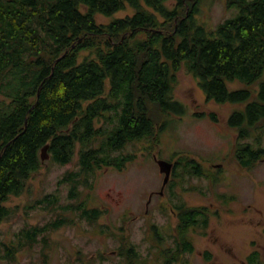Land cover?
I'll return each mask as SVG.
<instances>
[{
	"label": "trees",
	"instance_id": "obj_1",
	"mask_svg": "<svg viewBox=\"0 0 264 264\" xmlns=\"http://www.w3.org/2000/svg\"><path fill=\"white\" fill-rule=\"evenodd\" d=\"M197 1L0 0V223L15 212L5 202L22 193L42 167L45 144L54 163L77 157L76 169L60 180L69 182L77 199L98 169H121L135 159L122 151L126 144H158L169 117L185 111L173 95L181 68L197 80L208 100L244 104L227 119L237 135L233 154L243 168L257 162L253 149L247 152L239 139L254 136L263 145L264 0H232L241 13L210 29L193 26ZM129 8L132 13L106 22L97 19ZM234 82L243 87L231 88ZM174 155L186 173L203 174L200 163ZM52 199L53 194H46L42 207L54 204ZM174 207L181 217L176 246L156 252L163 264L179 262L193 250L190 233L204 234L210 215L205 205ZM62 208L80 210V218L91 224L104 212L83 199ZM64 218L24 227L17 238L0 240V256L14 259L19 246H32L41 233L46 243L44 236ZM119 231L125 263L147 264L123 228ZM246 263L261 264L257 250Z\"/></svg>",
	"mask_w": 264,
	"mask_h": 264
},
{
	"label": "rangeland",
	"instance_id": "obj_2",
	"mask_svg": "<svg viewBox=\"0 0 264 264\" xmlns=\"http://www.w3.org/2000/svg\"><path fill=\"white\" fill-rule=\"evenodd\" d=\"M196 7L193 26L204 25L206 29L241 13L232 0H198ZM131 11L129 8L109 17L99 14L97 19L106 22ZM176 78L173 95L185 111L169 117L158 144L152 148L146 141L126 144L122 151L132 152L135 159L121 169H98L89 179L91 185L80 187L76 201L69 198V182L60 180L68 170L76 169L77 157L64 165L52 162L50 157L45 159L28 179L25 190L5 202L15 212L0 223V240H11L24 227L51 221L56 214H64L60 206L77 204L80 199L90 207L104 210L97 222L91 224L68 214L72 219L49 231L44 236L46 243H42L41 233L32 246H19L14 259L0 256V264H126L120 253V228L135 250L147 258V264H163L161 257L155 259L160 244L153 240L151 225H157L163 233L166 241L160 242L164 247L172 241L175 215L164 204L166 194H158L164 174L160 173L156 159L174 162L175 153L200 163L203 174H189L183 167H176L174 203L183 200L187 206H208L210 218L204 234L190 233L194 250L185 252L173 264H247L246 257L253 250L258 251L264 264V160L247 168L239 166L233 155L236 131L227 124L231 112L241 110L244 104L208 100L197 80L184 68L176 73ZM230 87L242 88L243 84L234 82ZM262 142L264 145V136ZM118 153L119 150L114 152ZM46 194H53L56 199L54 204L42 207L37 201ZM150 194L153 195L148 202Z\"/></svg>",
	"mask_w": 264,
	"mask_h": 264
},
{
	"label": "flooded vegetation",
	"instance_id": "obj_3",
	"mask_svg": "<svg viewBox=\"0 0 264 264\" xmlns=\"http://www.w3.org/2000/svg\"><path fill=\"white\" fill-rule=\"evenodd\" d=\"M236 140V139H235ZM239 141L240 142H242L243 143V148L247 151V152H249V153H251V151H252V149H253V154H252V156H256L258 159H257V161H259V160H264V145L263 146H258V144H257V141H256V139H255V137L254 136H250V137H246V138H240L239 139ZM243 148H241V149H243ZM234 149V148H233ZM234 155V154H233ZM237 160V159H236ZM69 162H71V161H69ZM69 162H67V163H69ZM172 162V161H171ZM170 162V163H171ZM238 162V161H237ZM67 163H64V164H67ZM129 163V162H128ZM127 163V164H128ZM157 163V162H156ZM64 164H62V165H64ZM126 164V165H127ZM172 164V166H171V169H170V173H169V177H168V179H167V181H166V183L165 184H163V180H162V186L160 187V191L158 192V194L159 195H162L163 196V193H165L166 194V196H167V201H166V203H164L165 204V206H169L170 207V211L172 212H170L172 215H175V224L174 225H171V235L173 236V238H172V241L170 242V243H168V244H166L164 247H162L161 246V242L160 241H162L163 240V242H165L166 240L164 239L165 237L163 236V233L162 232H160V231H158L157 229H158V226L157 225H154V224H152L151 225V230H152V233L154 234V238H153V240L155 241V242H157L158 244H160L159 246L161 247V248H164V249H167V248H169L170 246L171 247H175L176 245V237H177V230H176V225H177V222L180 220V213L179 212H177L176 211V209H175V207L174 206H177L178 204H180V203H174V200H177V196H176V188H177V184H176V180L174 179L175 177H176V162L174 161V162H172L171 163ZM125 165V166H126ZM158 165V164H157ZM238 165L240 166V163L238 162ZM68 171H70V170H68ZM160 173H162V172H160ZM162 174H164V173H162ZM160 176H161V174H160ZM164 178V177H163ZM173 178V179H172ZM167 184V185H166ZM166 186V187H165ZM70 189V188H69ZM157 193V191H153L152 193ZM153 194H150V196H149V198H148V202H149V200H150V197L152 196ZM45 196V195H44ZM44 196L40 199V200H38L37 202L38 203H41V200H43V198H44ZM161 196V197H162ZM222 196V195H221ZM55 197V196H54ZM158 197H160V196H158ZM160 197V198H161ZM69 198H71V199H73V201H76L77 200V198H76V196H75V193H74V195H71L70 194V192H69ZM224 199H227V198H224ZM53 200V199H52ZM182 200V199H181ZM74 203L75 202H72L71 203V205H74ZM181 203H185L183 200L181 201ZM224 203V202H223ZM43 205V204H42ZM41 205V206H42ZM61 208H62V206H60ZM208 207V206H207ZM63 209V208H62ZM162 209H164L165 210V208H162ZM146 211V210H145ZM208 211H210V209H209V207H208ZM64 212V214H61V215H57L56 214V216L54 217V219H52L51 221H54V220H59V221H61V219H62V217H68V218H64V220L61 222V224L62 225H64V224H66V220H70V219H72V218H70L69 216H68V214H73V216L74 217H77V218H79L80 219V212H78V211H76V212H78V214L76 215V212H72V211H63ZM209 218H210V215H209ZM208 223H209V220H208ZM61 225V226H62ZM208 226V225H207ZM160 229V228H159ZM206 229H207V227L205 228V232H206ZM161 230H162V228H161ZM21 231V230H20ZM19 231V232H20ZM19 232H17V233H15V238H17V235H19ZM16 240V239H15ZM165 240V241H164ZM164 244V243H163ZM194 250V249H193ZM192 250V251H193ZM191 251V252H192ZM208 250H205V252L208 254V252H207ZM190 252V253H191ZM207 258H209V257H207Z\"/></svg>",
	"mask_w": 264,
	"mask_h": 264
},
{
	"label": "water",
	"instance_id": "obj_4",
	"mask_svg": "<svg viewBox=\"0 0 264 264\" xmlns=\"http://www.w3.org/2000/svg\"><path fill=\"white\" fill-rule=\"evenodd\" d=\"M47 147L48 144H45L43 147H41L40 157L42 161L49 158V154L47 153ZM156 162L158 164L159 170L164 173L163 184H165L169 177L172 164L164 159H156Z\"/></svg>",
	"mask_w": 264,
	"mask_h": 264
}]
</instances>
